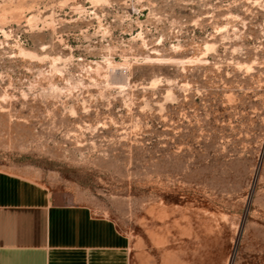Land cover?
<instances>
[{"label":"rangeland","instance_id":"obj_1","mask_svg":"<svg viewBox=\"0 0 264 264\" xmlns=\"http://www.w3.org/2000/svg\"><path fill=\"white\" fill-rule=\"evenodd\" d=\"M0 12L1 170L111 219L147 264L162 229L182 263L264 264V0Z\"/></svg>","mask_w":264,"mask_h":264},{"label":"crops","instance_id":"obj_2","mask_svg":"<svg viewBox=\"0 0 264 264\" xmlns=\"http://www.w3.org/2000/svg\"><path fill=\"white\" fill-rule=\"evenodd\" d=\"M169 235H155L157 264H185L178 234ZM147 263L111 219L78 202H57L46 185L0 169V264Z\"/></svg>","mask_w":264,"mask_h":264},{"label":"bare ground","instance_id":"obj_3","mask_svg":"<svg viewBox=\"0 0 264 264\" xmlns=\"http://www.w3.org/2000/svg\"><path fill=\"white\" fill-rule=\"evenodd\" d=\"M2 12H3V11H2ZM5 12H7V11H5ZM0 13H1V12H0ZM2 14H3V13H2ZM13 14H14V13H13ZM10 15H12V13H11ZM4 16H5V15H3V18H4ZM13 16H14V15H13ZM15 16H16V15H15ZM15 16H14V17H15ZM18 17H19V16H18ZM18 17H17V18H18ZM3 33H4V32H3ZM20 53L23 54V55L34 56L33 53L25 52V51H23V50H20ZM120 68H121V70H122V67H120ZM120 72H121V71H120Z\"/></svg>","mask_w":264,"mask_h":264}]
</instances>
